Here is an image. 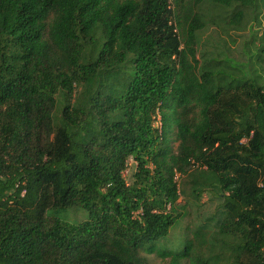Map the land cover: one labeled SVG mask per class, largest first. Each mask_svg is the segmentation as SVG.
<instances>
[{"label": "trees", "instance_id": "obj_1", "mask_svg": "<svg viewBox=\"0 0 264 264\" xmlns=\"http://www.w3.org/2000/svg\"><path fill=\"white\" fill-rule=\"evenodd\" d=\"M210 1L234 30L264 9ZM200 2L0 0V264H264V34L243 64L198 58ZM176 173L220 201L221 252L204 226L160 246Z\"/></svg>", "mask_w": 264, "mask_h": 264}, {"label": "rangeland", "instance_id": "obj_2", "mask_svg": "<svg viewBox=\"0 0 264 264\" xmlns=\"http://www.w3.org/2000/svg\"><path fill=\"white\" fill-rule=\"evenodd\" d=\"M185 8L193 6L194 0H182ZM170 7L178 12V7L175 6L174 0H168ZM179 2V0H178ZM198 9L206 22V26L197 32V57L201 54L206 56L217 57L219 59L228 56L239 64L245 63L248 50L253 51L254 46L260 43L264 34V9L260 11L246 10L241 30H234L224 23L232 16V8H218L214 7L210 0H201L198 3ZM213 20L210 21L209 20ZM254 45L250 44V41ZM264 76V71H262ZM75 94V93H74ZM136 171V164L130 158L127 162V169L123 172V178L127 184L132 183V176ZM178 188L180 190V197L178 204L184 206L181 210L184 215L178 223L170 229L167 237L161 242L165 250H174L180 245L181 241L186 238H191L193 232L200 226H204L205 232L204 253L207 256H213L221 252L220 238L217 235L219 227V211L220 201L213 196L211 192H203L199 200L191 197L188 180L185 176L175 175ZM59 219L70 223H79L87 218V212L79 208H70L65 212L59 214ZM219 239L216 247L209 245L212 238ZM223 240V239H222ZM227 242H231L227 238ZM150 264H162V260L155 255L148 256Z\"/></svg>", "mask_w": 264, "mask_h": 264}]
</instances>
